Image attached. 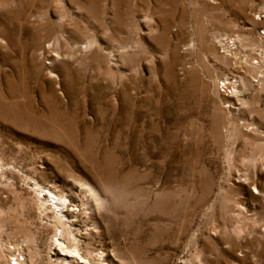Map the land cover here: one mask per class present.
I'll list each match as a JSON object with an SVG mask.
<instances>
[{
    "label": "rangeland",
    "instance_id": "obj_1",
    "mask_svg": "<svg viewBox=\"0 0 264 264\" xmlns=\"http://www.w3.org/2000/svg\"><path fill=\"white\" fill-rule=\"evenodd\" d=\"M47 196L94 264H264V0H0V264Z\"/></svg>",
    "mask_w": 264,
    "mask_h": 264
},
{
    "label": "bare ground",
    "instance_id": "obj_2",
    "mask_svg": "<svg viewBox=\"0 0 264 264\" xmlns=\"http://www.w3.org/2000/svg\"><path fill=\"white\" fill-rule=\"evenodd\" d=\"M223 42V41H222ZM40 193H43L40 191ZM46 194L43 193L42 199L44 200ZM49 200L52 201V206H54L56 213L58 214V221L60 224L59 232L55 235L52 246L53 251L52 255L57 256L54 258V262L57 264H94V258L90 256H83L80 252V249L77 244V239L73 234H70V231L67 228H64L63 215L65 203L64 201H60L53 196H47ZM62 226V228H61ZM56 233V232H55ZM15 263L19 264L18 258L14 259ZM105 259L103 258V254H99L98 258L95 261V264H104ZM20 264H22L20 262Z\"/></svg>",
    "mask_w": 264,
    "mask_h": 264
},
{
    "label": "built area",
    "instance_id": "obj_3",
    "mask_svg": "<svg viewBox=\"0 0 264 264\" xmlns=\"http://www.w3.org/2000/svg\"><path fill=\"white\" fill-rule=\"evenodd\" d=\"M225 43L229 46V47H233L234 43H233V40L231 39H227V41H225ZM227 85L228 82L225 81V80H222L219 82V85H218V89L221 93H223L224 95H226V93H229L228 90H227Z\"/></svg>",
    "mask_w": 264,
    "mask_h": 264
}]
</instances>
